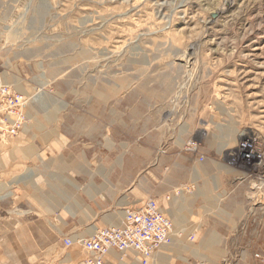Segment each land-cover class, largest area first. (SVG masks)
<instances>
[{"label": "rangeland", "instance_id": "374dc122", "mask_svg": "<svg viewBox=\"0 0 264 264\" xmlns=\"http://www.w3.org/2000/svg\"><path fill=\"white\" fill-rule=\"evenodd\" d=\"M2 87L26 104L18 133L0 140L1 254L37 217L44 231L70 205L84 217L65 201L68 181L84 194L90 175L124 170L140 197L166 204L170 191L196 192L195 168L232 191L237 223L228 240L176 244V264H264V0H0ZM245 145L262 159L244 160ZM72 168L88 172L57 175Z\"/></svg>", "mask_w": 264, "mask_h": 264}, {"label": "crops", "instance_id": "0c3cea01", "mask_svg": "<svg viewBox=\"0 0 264 264\" xmlns=\"http://www.w3.org/2000/svg\"><path fill=\"white\" fill-rule=\"evenodd\" d=\"M41 157V155H40ZM34 176H37L32 170H30ZM58 176H78L85 174L88 170L81 168H72L66 170H58ZM188 171V170H186ZM205 172V173H204ZM202 173L198 172L197 169L193 168L190 170V175L186 174L187 177H191L192 182H194L197 190L194 194L183 195L182 192H172L167 198V203L161 204L165 213L176 221L178 228H185V240H188L189 236H195L197 241H224L230 239L234 234L236 226V200L232 196V191L228 190L220 191L219 188L211 185L210 177L208 171ZM55 169H53V174ZM90 174V173H89ZM124 174L125 180L118 179L117 177ZM195 175L200 178L195 180ZM94 176L87 182L88 188L84 190V194L80 193L82 191L81 186L68 181L66 186L68 195L65 196V201H74V210H81V214L84 217L79 219H74L76 217L75 213L72 211V206L68 207L69 212L72 214L71 217L66 218H55V216L46 219V223L53 225L51 231H44L43 224L44 221L41 220L42 217H37L34 221L29 223H34L37 227L30 234H26V239L24 244H20L18 248H14L12 244L5 243L3 253H0V264H76L74 260L76 257L73 255L72 250H66L63 247V239L66 237H71L77 240L81 237L89 236L94 233V230L101 228L100 224L105 226L119 224L122 220L124 210L130 207H140L146 200L145 196L140 197L139 186L140 178L131 174L127 171H111L107 169H100L98 174L90 175ZM111 177V179H109ZM168 183V179L165 180ZM172 181V178H171ZM200 182L202 183L200 185ZM208 182V185L206 184ZM65 186H63L64 188ZM78 191V195H82V199H77L75 196L69 195L71 188ZM62 188V190H63ZM65 190V189H64ZM189 194V193H188ZM187 199V207L185 208L183 204H178L179 200ZM84 201L83 203L81 201ZM180 207V209H179ZM189 207V210H187ZM44 208V207H43ZM192 209L193 213L188 218L184 219L181 217L184 215L181 211L188 212ZM103 209H108L109 212L103 216H99V212ZM185 209V210H184ZM217 209H221L223 214L220 217L215 215ZM187 210V211H186ZM98 211V213H97ZM218 212V211H217ZM26 213H28L26 211ZM189 213V212H188ZM187 214V213H186ZM28 215V214H27ZM188 216V215H187ZM193 217L191 220L190 218ZM23 216H20L19 221H11L12 223H25ZM65 224L64 226L76 224H86L93 227L88 229L85 233L81 235L73 234L68 235L70 231L66 230V227L55 229L57 224ZM67 232V233H65ZM179 246V245H174ZM170 246L164 247L165 249L160 253H157L152 260L151 264H176V262L183 261L182 252L179 248ZM220 253L222 252L219 250ZM105 264H140L139 259L133 253H129L127 256L123 257L118 251L113 250L106 258ZM181 264V263H178Z\"/></svg>", "mask_w": 264, "mask_h": 264}, {"label": "built area", "instance_id": "2783aa9c", "mask_svg": "<svg viewBox=\"0 0 264 264\" xmlns=\"http://www.w3.org/2000/svg\"><path fill=\"white\" fill-rule=\"evenodd\" d=\"M25 104L24 96L12 93L8 87L0 88V111L6 112L0 118V140L18 133L22 122L16 117L19 112L15 109ZM242 147L247 151L243 155L244 160L262 159V155L251 146ZM185 231L178 228L176 221L165 213L158 200L147 199L140 207L125 209L119 224L98 228L93 234L77 240L66 237L62 243L67 250L78 245L82 257L77 264H105L113 250L123 257L133 253L140 264H151L159 250L182 243L186 238ZM193 238L191 235L188 240ZM256 258L264 262L262 254H257Z\"/></svg>", "mask_w": 264, "mask_h": 264}, {"label": "bare ground", "instance_id": "6f19581e", "mask_svg": "<svg viewBox=\"0 0 264 264\" xmlns=\"http://www.w3.org/2000/svg\"><path fill=\"white\" fill-rule=\"evenodd\" d=\"M233 2V1H232ZM243 138V137H242ZM242 138H241V140H242ZM246 138V137H245ZM232 156L234 155V154H231ZM230 155V156H231ZM235 156V155H234ZM256 160H259V159H256ZM253 160H251L250 162H252ZM247 162V161H246ZM184 230H185V228H183ZM95 231V230H94ZM67 250V249H66ZM81 259V258H80Z\"/></svg>", "mask_w": 264, "mask_h": 264}]
</instances>
